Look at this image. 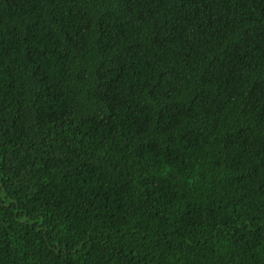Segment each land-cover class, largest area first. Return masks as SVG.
Instances as JSON below:
<instances>
[{
  "label": "trees",
  "instance_id": "obj_1",
  "mask_svg": "<svg viewBox=\"0 0 264 264\" xmlns=\"http://www.w3.org/2000/svg\"><path fill=\"white\" fill-rule=\"evenodd\" d=\"M0 264H264V0H0Z\"/></svg>",
  "mask_w": 264,
  "mask_h": 264
}]
</instances>
